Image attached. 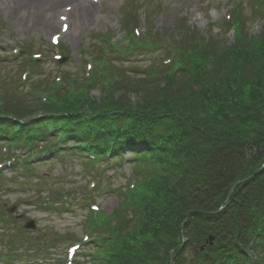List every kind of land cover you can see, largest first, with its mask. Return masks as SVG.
I'll list each match as a JSON object with an SVG mask.
<instances>
[{"label":"trees","instance_id":"1","mask_svg":"<svg viewBox=\"0 0 264 264\" xmlns=\"http://www.w3.org/2000/svg\"><path fill=\"white\" fill-rule=\"evenodd\" d=\"M241 7L231 45L184 38L139 81L44 80L26 101L2 91L1 140L46 143L39 155L131 154L142 175L116 224L99 226L98 264H264V25L247 33Z\"/></svg>","mask_w":264,"mask_h":264},{"label":"rangeland","instance_id":"2","mask_svg":"<svg viewBox=\"0 0 264 264\" xmlns=\"http://www.w3.org/2000/svg\"><path fill=\"white\" fill-rule=\"evenodd\" d=\"M97 1L96 15L84 24L79 9L67 1L36 13L23 3L0 0V96L6 91L26 101L23 92L29 84L44 80L49 86L86 87L81 84L91 79L90 66L99 49L95 76L139 81L168 49L181 47L184 38L196 45L210 39L231 45L236 36L228 21L239 3L247 33L259 35L264 25L257 8L262 0ZM125 27L138 28V38L129 46ZM101 95L98 88L89 94L96 100ZM129 96L136 100L135 94ZM24 151L13 157L21 162ZM6 152L0 149V156ZM51 156L35 163L31 176L0 159V264H94L95 250L84 246L85 237L94 232L92 226L99 231V226L116 224L112 218L121 210L123 195L142 175L129 154L119 164L93 166L80 158Z\"/></svg>","mask_w":264,"mask_h":264},{"label":"bare ground","instance_id":"3","mask_svg":"<svg viewBox=\"0 0 264 264\" xmlns=\"http://www.w3.org/2000/svg\"><path fill=\"white\" fill-rule=\"evenodd\" d=\"M10 5L16 6L17 3H23L29 6L31 9L35 10L36 13L41 12L46 7H52L60 2L67 1L70 2V6L73 5L74 8L79 9V20L81 23H88L91 17L96 15V4L99 3L97 0H6ZM7 3V4H8ZM10 8V6H9ZM11 10V9H10ZM11 16V13H9Z\"/></svg>","mask_w":264,"mask_h":264},{"label":"water","instance_id":"4","mask_svg":"<svg viewBox=\"0 0 264 264\" xmlns=\"http://www.w3.org/2000/svg\"><path fill=\"white\" fill-rule=\"evenodd\" d=\"M239 185V183L238 184H236L232 189H231V191H230V194H229V197L232 195V193L234 192V190L236 189V187ZM32 226V225H31ZM28 227V226H27Z\"/></svg>","mask_w":264,"mask_h":264}]
</instances>
